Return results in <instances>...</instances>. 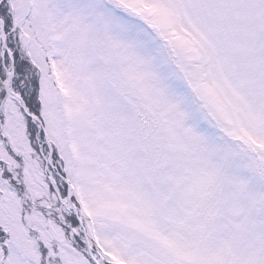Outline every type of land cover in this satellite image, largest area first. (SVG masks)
I'll return each mask as SVG.
<instances>
[{
	"label": "snow or ice",
	"instance_id": "snow-or-ice-1",
	"mask_svg": "<svg viewBox=\"0 0 264 264\" xmlns=\"http://www.w3.org/2000/svg\"><path fill=\"white\" fill-rule=\"evenodd\" d=\"M0 264H264V0H0Z\"/></svg>",
	"mask_w": 264,
	"mask_h": 264
}]
</instances>
